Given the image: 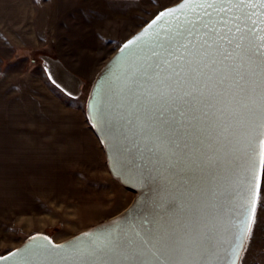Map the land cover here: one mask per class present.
Masks as SVG:
<instances>
[{
  "label": "snow or ice",
  "instance_id": "1",
  "mask_svg": "<svg viewBox=\"0 0 264 264\" xmlns=\"http://www.w3.org/2000/svg\"><path fill=\"white\" fill-rule=\"evenodd\" d=\"M121 51L122 71L107 83L113 129H127L166 189L187 194L173 204L177 218L132 229L117 222L67 246L25 249L14 264H219L217 217L207 208L238 195L236 264L264 171V0H184ZM94 110L104 119L99 104Z\"/></svg>",
  "mask_w": 264,
  "mask_h": 264
},
{
  "label": "rangeland",
  "instance_id": "2",
  "mask_svg": "<svg viewBox=\"0 0 264 264\" xmlns=\"http://www.w3.org/2000/svg\"><path fill=\"white\" fill-rule=\"evenodd\" d=\"M116 1L62 0L59 42L54 40V31L47 29L49 46L32 51L23 63L43 76L60 100L52 107L56 120L46 118L45 135L38 138L42 154L36 160L31 153L30 169L22 171L23 179L28 172L29 187H15L17 195L11 202L0 201V256L34 234L44 233L55 242L69 239L118 215L136 195L111 175L103 146L86 119L87 101L99 72L122 44L165 6L180 0ZM42 52L58 57L83 79L78 98L65 95L49 80L38 57ZM49 110L48 104L47 115ZM240 264H264V176Z\"/></svg>",
  "mask_w": 264,
  "mask_h": 264
},
{
  "label": "water",
  "instance_id": "3",
  "mask_svg": "<svg viewBox=\"0 0 264 264\" xmlns=\"http://www.w3.org/2000/svg\"><path fill=\"white\" fill-rule=\"evenodd\" d=\"M183 3L184 0H180L168 6L160 13H167L171 9H177ZM160 13L126 40L103 66L93 83L86 106V116L105 150L111 175L118 180L121 185L136 194L132 203L118 215L62 242H55L44 233L34 234L14 250L0 256V264H14L13 254H16V259L19 260L20 253L36 245L50 244L51 246L59 248V246H67L76 243L87 234L98 233L103 229L116 225L117 222H121V227L132 229L139 225L151 227L152 224L157 221L160 223H170L177 218L175 216L176 209L173 208V204L184 202L187 198V194L182 191L166 189L165 182L156 173L150 171L148 161L145 160L141 154L143 149L141 148L138 151L137 145L132 142L130 136L128 139L124 138V133L127 132L126 128L123 132H121L119 126L113 129L112 117L109 114L112 112V105L114 102L111 99L112 93L107 89V83L109 81H115L116 76L120 75L122 71V63H118V61H121L122 56H124V52H122L121 49L129 41H136L137 37L144 33V30L156 20V17L159 16ZM167 20V16L162 17L161 20L157 21L156 25H153V28L148 29L149 33L153 30L163 29ZM38 57L41 59V65L49 80L55 86L70 97L75 98L82 94L84 89L83 79L70 71L58 57L48 53H41ZM97 104H99L104 119L101 118V113L94 110V105ZM145 169H149V172H145ZM244 176V161L241 160L240 167L237 169L236 182L229 188V191L236 193L243 192L244 185L241 181L244 180ZM263 176L264 171L259 173V196L262 188ZM239 199L238 195L234 196L232 200L221 195L215 201L210 202V206L207 208L208 212L213 213L217 217L216 241L220 250L219 264H231L234 259L231 254L232 250L240 242L239 234L234 227L242 218L239 214ZM212 204H214V206H211ZM250 232L244 239L243 250L239 251L238 258H235L236 264H240L241 262ZM32 264H39V258L34 259Z\"/></svg>",
  "mask_w": 264,
  "mask_h": 264
},
{
  "label": "crops",
  "instance_id": "4",
  "mask_svg": "<svg viewBox=\"0 0 264 264\" xmlns=\"http://www.w3.org/2000/svg\"><path fill=\"white\" fill-rule=\"evenodd\" d=\"M106 1L115 3L116 0ZM61 2L62 0H0V201L2 202L8 203L15 198L17 195L15 187H29L28 172L23 179L22 171H29L31 153L36 154L38 157L36 160L39 159L41 144L38 138L45 135L46 118H49V121L50 119L55 121L57 118L56 113H52V107H55L56 100H60L59 96L47 86L43 76L31 72L24 64L32 51H42L41 48L45 49L49 46L47 29L54 31V40L59 42L57 26ZM167 7L165 6L164 9ZM16 62H21L22 66L15 65ZM48 104L50 113L47 115ZM25 194L28 196L27 192Z\"/></svg>",
  "mask_w": 264,
  "mask_h": 264
},
{
  "label": "trees",
  "instance_id": "5",
  "mask_svg": "<svg viewBox=\"0 0 264 264\" xmlns=\"http://www.w3.org/2000/svg\"><path fill=\"white\" fill-rule=\"evenodd\" d=\"M65 95H67L66 93H65ZM67 96H69V95H67ZM70 97V96H69ZM72 99H76V98H78V97H71ZM86 119H87V122L89 123V120H88V118H87V116H86Z\"/></svg>",
  "mask_w": 264,
  "mask_h": 264
}]
</instances>
